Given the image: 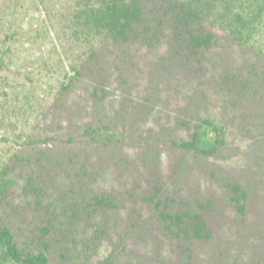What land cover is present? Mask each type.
<instances>
[{
  "label": "rangeland",
  "instance_id": "obj_1",
  "mask_svg": "<svg viewBox=\"0 0 264 264\" xmlns=\"http://www.w3.org/2000/svg\"><path fill=\"white\" fill-rule=\"evenodd\" d=\"M72 5L0 0V212L19 245L50 264H264V90L222 78L256 51L163 65L165 40L127 55L77 33ZM204 119L214 154L172 145ZM195 212L205 238L188 230Z\"/></svg>",
  "mask_w": 264,
  "mask_h": 264
},
{
  "label": "trees",
  "instance_id": "obj_2",
  "mask_svg": "<svg viewBox=\"0 0 264 264\" xmlns=\"http://www.w3.org/2000/svg\"><path fill=\"white\" fill-rule=\"evenodd\" d=\"M71 21L77 33L116 43L126 49L127 55L132 44L153 46L165 40L167 51L161 63L172 66L176 61L193 71L203 64L202 60L213 48L248 47L256 51V57L247 59L256 63L249 69L241 68L239 74L232 76L233 82L225 73L223 81L242 84L236 91L264 90V65L259 64L260 58H264V47L260 44V34L264 32V0H73ZM2 39L8 41L10 36L6 33ZM93 44L90 54L96 60ZM95 83L96 95L100 81ZM212 125L210 119H204L202 128L195 130L190 139L171 143L183 152L214 154L221 142L219 136L208 146L201 144L202 133ZM233 189L239 191L235 185ZM3 190L0 184V192ZM239 199L235 193L230 200L242 211L245 204ZM204 216L195 212L194 222L188 228L199 239L209 234ZM0 264H50L47 251L19 245L12 228L2 222L1 212Z\"/></svg>",
  "mask_w": 264,
  "mask_h": 264
}]
</instances>
